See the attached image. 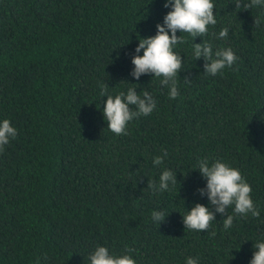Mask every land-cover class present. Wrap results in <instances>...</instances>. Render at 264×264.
Here are the masks:
<instances>
[{
	"label": "trees",
	"instance_id": "16d2710c",
	"mask_svg": "<svg viewBox=\"0 0 264 264\" xmlns=\"http://www.w3.org/2000/svg\"><path fill=\"white\" fill-rule=\"evenodd\" d=\"M165 3L0 0V122L17 129L0 151V264H91L98 246L136 264H250L264 242V4L213 0L217 23L206 35L177 31L186 42L173 46L183 68L170 99L162 77L131 75L140 38L155 36L173 10ZM204 41L213 54L231 48L233 65L206 74L193 47ZM130 88L149 91L156 108L116 135L103 108ZM204 158L240 170L259 217L233 204L208 230L186 229L183 215L197 203L215 212L199 192ZM165 169L177 182L153 193L149 180L158 185ZM153 211L164 213L161 225Z\"/></svg>",
	"mask_w": 264,
	"mask_h": 264
},
{
	"label": "clouds",
	"instance_id": "9594fccd",
	"mask_svg": "<svg viewBox=\"0 0 264 264\" xmlns=\"http://www.w3.org/2000/svg\"><path fill=\"white\" fill-rule=\"evenodd\" d=\"M237 9H252L264 4V0H250L249 3L243 0H236ZM165 7H172L164 18L163 24H157V34L153 37L140 38L136 53L132 59L134 70L131 75L139 80L142 74L154 73L155 77H162L160 83L169 89V98L176 99L179 96L177 76L183 68L182 56L173 50V46L178 43H185L183 36H177V31L188 33L192 37L204 36L208 32L209 25H215L217 20L214 15L215 5L213 0H167ZM260 23L255 19V25ZM169 30L171 35H169ZM229 29L224 28L219 32L220 38L228 36ZM195 41V40H194ZM194 55L196 60L203 57L206 60L204 65L205 73L217 75L225 67L233 65L237 57L231 48L217 50L213 54L212 46L203 42L194 43ZM143 50V55L139 53ZM188 81L187 79H185ZM107 89L102 86L101 95H106ZM142 95L137 93L136 88H130L127 94L120 93L115 97L107 95L106 106L103 108V115L107 121V128L116 135L127 134L128 122L141 115H149L155 108L156 102L149 91H142ZM130 106H135L133 111ZM17 136V129L12 126L11 121L4 119L0 122V151L7 145L10 139ZM163 155L154 158V165H161L168 153L162 150ZM198 170L207 180V187L199 189L201 195L207 194L211 204L215 206V212L203 204L197 203L186 215H183V223L186 229L197 231L208 230L210 224L216 219L215 213L224 214L226 209L235 205L236 214L247 215L251 213L253 217H259L260 212L255 207L251 198L252 188L246 182L239 169L231 167L229 164L216 160L209 165L207 158L198 162ZM177 173L170 169H165L159 178V184L149 180L148 189L153 193L164 191L169 188V184L177 182ZM152 217L159 225L165 220V215L161 211H153ZM233 215L228 214L223 219V226L227 230L233 224ZM254 254L250 264H264V242L254 243ZM128 253L134 249H126ZM91 264H136V261L129 254L122 256L110 255L109 249L98 246L90 256ZM186 264H198L197 258L189 257Z\"/></svg>",
	"mask_w": 264,
	"mask_h": 264
}]
</instances>
